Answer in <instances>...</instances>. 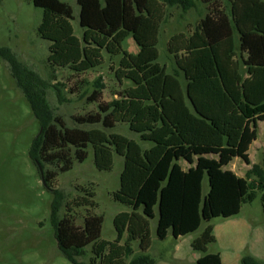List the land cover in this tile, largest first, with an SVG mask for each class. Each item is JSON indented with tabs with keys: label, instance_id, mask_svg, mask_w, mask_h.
I'll return each mask as SVG.
<instances>
[{
	"label": "trees",
	"instance_id": "obj_1",
	"mask_svg": "<svg viewBox=\"0 0 264 264\" xmlns=\"http://www.w3.org/2000/svg\"><path fill=\"white\" fill-rule=\"evenodd\" d=\"M199 1L211 9L190 34L171 36L167 49L175 68L169 73L159 62V36L168 8L178 6L187 13L197 0H77L81 37L75 34L68 3L32 0L44 11L38 32L51 43L49 65L81 75L104 65L106 54L119 58L112 69L122 87L117 97L103 103V84L96 82L90 100L98 104V112L75 121L107 129L128 124L148 148L122 134L67 127L46 100V83L10 50L0 48L39 123L30 158L44 170L45 186L54 196L51 212L58 248L73 264H80L76 256L88 246L93 254L88 264H127L134 242L144 255L129 264H154L145 254L152 245L149 220L155 218L156 206L160 240L170 233L175 239L187 236L207 223L191 244L204 253L197 264H223L219 252L208 253V246L217 243L212 221L238 216L244 204L256 199V190L264 192V170L257 165L247 177L224 169L234 158L252 165L249 150L257 139L258 122L264 121V0H231L227 8L219 0ZM129 37L137 53L125 49ZM90 149L99 171L113 169L114 154L124 158L113 199L130 211L115 217L114 241L101 238L104 219L92 213L93 190L79 187L82 194L67 202L59 217L64 194L57 178L75 162L86 161ZM206 176L209 191L204 195ZM254 176L257 180L251 182ZM262 205L264 210V195ZM77 209L84 211L81 225ZM241 264L264 261L247 255Z\"/></svg>",
	"mask_w": 264,
	"mask_h": 264
},
{
	"label": "rangeland",
	"instance_id": "obj_2",
	"mask_svg": "<svg viewBox=\"0 0 264 264\" xmlns=\"http://www.w3.org/2000/svg\"><path fill=\"white\" fill-rule=\"evenodd\" d=\"M61 1L72 7L74 18L71 23L75 34L81 37L83 29L80 27V6L77 0ZM100 1L104 3L105 0ZM230 1L219 0L217 3L227 8ZM209 9V5L199 0L196 8L187 13H183L178 6L168 8L159 36V62L166 66L169 73H173L175 68V60L167 49L171 36L179 32L190 34ZM43 14V9L36 7L32 0H0V48L10 50L20 63L46 83V100L67 127L101 129L109 134H122L145 148L150 147V144L140 141V135L132 132L128 124L119 123L107 129L102 124L82 125L75 121L79 116L98 112V104L90 100L93 91L97 89L96 82L103 84V103L117 97L115 94L122 87L112 69L117 67L119 58H111L106 54L104 65L81 75L67 68L49 65L51 43L38 32ZM124 47L131 53L139 50L131 37L126 39ZM242 69L245 75L244 67ZM39 132L40 126L29 102L0 56V264H73L60 251L55 238L51 212L54 196L44 185L37 166L30 158L32 142ZM249 155L252 165L248 166L241 158H234L224 169L234 171L240 177H247V171L252 166L257 165L264 170V121L258 122L257 139L251 145ZM180 163L184 169L189 166L184 161ZM123 168L124 158L114 154L113 169L99 171L94 164L93 150L90 149L86 161L75 162L73 169L57 178L56 186L64 194L59 217L65 214L66 203L82 194L77 191L79 187L93 190L96 207L91 208L92 213L104 219L101 238L106 241L116 240L118 234L114 219L119 213L130 211L126 205L113 199V193L120 189ZM46 169L52 170L53 167L48 166ZM254 180L257 177L250 178L251 182ZM208 191L209 181L206 176L203 182L204 195ZM256 194V199L244 204L238 216L212 221L215 226L222 225L224 232L221 233L220 242L208 246V253H222L223 264H241V259L247 255L264 261V192L256 190ZM76 211L77 224L81 225L84 211ZM155 214V218L149 220L152 245L145 255L154 264L161 260H167L169 264H197V259L204 256V253L193 250L191 244L201 235L207 223H203L197 232L178 241L171 233L165 240H160L156 232L158 206L155 207ZM245 223L248 230L242 226ZM142 255L144 253L139 242H134L133 254L127 264ZM92 256V247L88 246L76 256V260L80 264H88Z\"/></svg>",
	"mask_w": 264,
	"mask_h": 264
},
{
	"label": "crops",
	"instance_id": "obj_3",
	"mask_svg": "<svg viewBox=\"0 0 264 264\" xmlns=\"http://www.w3.org/2000/svg\"><path fill=\"white\" fill-rule=\"evenodd\" d=\"M239 51V50H238ZM244 67V69H245V72H246V74L244 75L243 74V68ZM241 73H242V76L244 77V78H246L247 76H248V74H247V68L244 66V65H242L241 66ZM255 142V141H254ZM253 144V143H252ZM243 226V228L244 229H246V227H247V230H248V225L245 223V224H243L242 225ZM250 228V227H249ZM157 232V231H156ZM224 232V229H223V227H222V225H220V226H215L214 225V234H215V237H216V240H217V243L218 242H220L222 239L220 238L221 237V233H223ZM173 236V235H172ZM224 237V236H223ZM174 238V237H173ZM182 237H180V238H178V239H175V240H180ZM152 240V239H151ZM176 251H178V248L176 249ZM221 254V257H222V260H223V254L222 253H220ZM198 260V259H197ZM223 262V261H222ZM158 264H169L168 262H167V260H161Z\"/></svg>",
	"mask_w": 264,
	"mask_h": 264
},
{
	"label": "water",
	"instance_id": "obj_4",
	"mask_svg": "<svg viewBox=\"0 0 264 264\" xmlns=\"http://www.w3.org/2000/svg\"><path fill=\"white\" fill-rule=\"evenodd\" d=\"M38 167H39V171L41 173V177H42L43 183L45 185V181H44V170H43V168H42V166L40 164H38Z\"/></svg>",
	"mask_w": 264,
	"mask_h": 264
}]
</instances>
